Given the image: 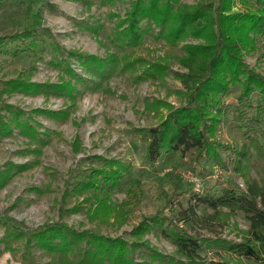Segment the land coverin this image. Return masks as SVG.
I'll use <instances>...</instances> for the list:
<instances>
[{"label":"trees","instance_id":"obj_1","mask_svg":"<svg viewBox=\"0 0 264 264\" xmlns=\"http://www.w3.org/2000/svg\"><path fill=\"white\" fill-rule=\"evenodd\" d=\"M38 35L31 28L0 35V53L20 50L36 54L40 50ZM262 36L264 0H197L193 4H182L180 0H130L109 36L120 53L107 51L98 56L67 51V60H77L86 76L77 74L64 59L56 63L66 62L69 79L60 77L56 83L35 82L23 72L9 78L0 75V111L6 113H0V137L12 135L15 129L34 136L35 128L29 122L32 117H24L21 108L3 103L6 97L49 93L68 97L75 108V83L90 82L96 88L117 73H131L135 82L160 81L172 71L175 62L182 69L173 72L183 87L175 92L180 103L174 105L163 98L146 103L145 109L155 119L152 125L136 129L144 142V159L154 165L161 157L177 153L182 163L211 162L243 182L240 186L232 177H217V187L207 185L190 191L186 204L178 205L173 217L161 213L144 216L132 227L128 238L112 237L101 234L99 225L125 224L141 192L128 190L131 200L114 203L112 194L130 175V164L95 154L92 158L98 164L81 172L64 193L65 197L75 198L68 212H78L83 203H89L86 216L94 226L76 230L66 222L56 221L28 233L6 228L1 240L4 247L10 248V240H20L25 250L36 248L58 258L52 264H264V73L244 59L259 51L258 39ZM149 37L163 42L165 49L160 54L144 45ZM26 38L29 40L24 43ZM177 48L180 53H175ZM236 85L240 92L231 116L243 140L221 142L218 133L227 113L223 98ZM31 111L50 117L67 115L61 110ZM70 144L74 151L81 149L78 137ZM28 167L26 163H5L0 169V188ZM170 179L174 195L169 202L180 193L173 172ZM237 212L243 213L248 227L238 229V240L228 239L222 232L230 216ZM197 226L209 233L196 232ZM152 229L170 239L173 253H162L145 239Z\"/></svg>","mask_w":264,"mask_h":264},{"label":"rangeland","instance_id":"obj_2","mask_svg":"<svg viewBox=\"0 0 264 264\" xmlns=\"http://www.w3.org/2000/svg\"><path fill=\"white\" fill-rule=\"evenodd\" d=\"M129 1L0 0V35L19 33L23 28L35 29L39 33L37 42L40 46L36 54L20 50L0 53L1 77L9 78L23 72L30 80L39 83H56L60 77L69 79L65 71L66 62L56 63L58 59L66 60L77 74L86 76L77 60H67V51L76 50L98 56H103L107 51L120 53L121 50L110 41L109 36L117 18L122 17L128 8ZM196 1L180 0V3L193 4ZM28 40L26 38L24 43ZM16 43L20 44L21 41ZM144 45H150L155 54L165 49L162 41L156 42L150 37ZM258 45L259 51L245 55L244 59L250 67L264 73V36L258 39ZM179 48L175 53L181 52ZM171 69L160 81L135 82L133 74L117 73L96 88L90 82L84 85L75 83L78 89L75 108L70 105L68 97L49 93H15L5 98L3 103L21 108L25 112L24 117H32L29 122L36 133L25 136L15 129L12 135L0 137V169L9 161L29 165L0 188V264H52L58 259L36 248L25 250L17 239L10 240V248H5L1 240L5 238L6 228L28 233L56 221L66 222L76 230L94 226L86 216L89 203H83L78 212H68L66 209L75 204V198L65 197L64 193L81 172L98 164L92 158L95 154L118 158L130 164V175L112 194L114 203L131 200L129 193L132 191L141 192L125 224L120 227L99 225L101 234L107 236L128 238L132 227L144 216L161 213L168 218L173 217L178 205L186 204L190 191L202 190L207 185L217 187V177L222 180L232 177L238 185L243 186L239 176L211 162L182 163L177 153L161 157L154 165L144 159V142L136 129L152 125L155 119L145 109L146 103L152 98H163L174 105L180 103V97L175 92L183 87L173 72H182V69L175 62ZM239 92L240 87L233 86L223 98L227 113L218 133L221 142L239 143L243 140L231 116ZM35 108L66 111L67 115L50 117L43 113H32L31 110ZM0 113L6 114L3 110ZM75 137L80 141L79 151H74L70 144ZM220 154L226 160L225 153L220 151ZM171 172L178 182L180 193L169 202L174 195ZM247 227L248 221L243 213L237 212L230 216L222 236L238 240V229L245 230ZM195 229L203 235L209 233L199 226ZM145 239L162 253L174 252L170 239L156 229H152Z\"/></svg>","mask_w":264,"mask_h":264}]
</instances>
